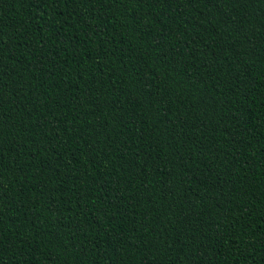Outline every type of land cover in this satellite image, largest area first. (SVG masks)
Instances as JSON below:
<instances>
[{"label":"trees","instance_id":"obj_1","mask_svg":"<svg viewBox=\"0 0 264 264\" xmlns=\"http://www.w3.org/2000/svg\"><path fill=\"white\" fill-rule=\"evenodd\" d=\"M0 264H264V0H0Z\"/></svg>","mask_w":264,"mask_h":264},{"label":"snow or ice","instance_id":"obj_2","mask_svg":"<svg viewBox=\"0 0 264 264\" xmlns=\"http://www.w3.org/2000/svg\"><path fill=\"white\" fill-rule=\"evenodd\" d=\"M213 3H215V0H212ZM228 23H230V21L227 19ZM234 30L238 31V28H234Z\"/></svg>","mask_w":264,"mask_h":264}]
</instances>
